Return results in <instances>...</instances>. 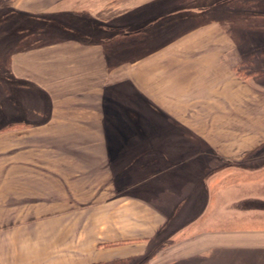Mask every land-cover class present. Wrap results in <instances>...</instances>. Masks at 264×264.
<instances>
[{
    "label": "crops",
    "instance_id": "0c3cea01",
    "mask_svg": "<svg viewBox=\"0 0 264 264\" xmlns=\"http://www.w3.org/2000/svg\"><path fill=\"white\" fill-rule=\"evenodd\" d=\"M151 1L160 9L137 22L111 26L96 19H83L86 4H98L103 0H55L62 12L60 17L68 14V21L83 20L80 27L63 22L57 16L47 18L32 12L34 5H27L23 0L17 4L8 3L11 11L36 20L42 28L40 33L51 34L52 30H59L57 32L69 36L67 46L61 40L59 49L51 51H85L90 57L82 59L78 65L68 59L60 64L55 62L56 71L60 67L66 69L51 70L57 76L44 78L56 82L50 84L51 92H57L54 94H49L44 86H38L37 77L31 80L27 76L11 75L18 83H7L19 93L29 91L28 97L39 96L44 104L39 111L34 108L39 116L35 120L31 117L30 103H26L32 102L31 98L23 101L11 96L2 100L3 104L11 106L7 105L8 111L3 107L4 115L18 112L19 120L22 119L24 124L16 126L15 123H22L17 121L12 123V128L6 125L2 129L7 131L0 135L19 131L18 135L28 136V139L26 144L17 145L3 157L19 155L11 169L21 170L18 174L1 173L5 179L0 185L6 181L13 184L5 194V201H0V264H27L26 253L30 254L33 249L35 264H102L100 254L104 249L129 243L139 246L138 251L115 264L144 255L151 258L147 264H219L215 258L218 253L244 250L233 247L227 240L233 231L224 230L219 236L210 225L230 223V220L220 222L209 214L218 200L216 196L215 200L212 197L217 192V186L211 185L215 174H205L196 181L201 202L198 210L188 218L184 217L193 211L194 204L190 203L187 194H179L186 184L180 187L181 184L176 183L153 182L167 176L165 173L170 164L181 163L185 156L169 150L172 135L159 134L156 150L140 158L143 161L152 155L150 164L156 163L155 160H168L167 165L162 164L161 170L159 166L156 171L152 170L154 167L150 168L139 179H131L135 175L127 173L131 169L118 173L116 167L109 166L107 158L98 155V150L70 151L57 144L61 136L91 139L101 131H113V121L120 117L129 125L136 122L137 131L142 132L140 139L146 142L155 134H151L152 123L143 110L153 118L160 117L164 131L177 128L183 141L200 142L201 154L208 158L212 156L217 162L227 157V150L223 154L215 151L217 146L227 148L257 142V136H250L247 129L264 126V83L251 84L238 71L243 45L233 42L231 30L224 28L222 21L205 20L211 15V9H198L200 0H184L181 4L174 0ZM137 2L145 5L143 0H111L104 7ZM21 5L22 10L18 11ZM106 31L115 37L101 39V33ZM161 37L162 43L136 53L138 44H154ZM108 44L129 45L131 54L123 61L111 64L107 53L95 55L100 49L106 51ZM17 54H11L13 69L14 64H18ZM46 69L39 75H46ZM62 83L66 84L64 90ZM56 88L62 90L58 93ZM108 106H114L118 111L113 118L105 109ZM251 113L253 117H248ZM218 115L220 117L216 118ZM243 126L247 129L243 130ZM63 166H71L73 170L75 166L76 173H63ZM86 170L91 172L80 174ZM19 183L24 186L20 187ZM161 189L172 192L161 197L158 195ZM144 192L152 194L154 199L141 198L139 193ZM92 197L97 200L91 201ZM204 208L209 211L205 213L204 210L203 215L201 209ZM200 223L209 225L202 232L195 227L200 233L189 237L180 233ZM202 237H207L204 245H197ZM212 238L215 241H211ZM217 239L225 241L218 246ZM211 250H216V254L203 257L202 254H211ZM166 254H170L169 257Z\"/></svg>",
    "mask_w": 264,
    "mask_h": 264
},
{
    "label": "rangeland",
    "instance_id": "374dc122",
    "mask_svg": "<svg viewBox=\"0 0 264 264\" xmlns=\"http://www.w3.org/2000/svg\"><path fill=\"white\" fill-rule=\"evenodd\" d=\"M108 1L111 0H103V2L98 4L97 2L86 4L83 9L87 12L86 16L83 15V19H96L103 23H107L106 25L111 26L126 25L137 22L142 17L150 14L153 11H156L157 9H160V7L156 8L155 4L152 3L153 1L151 0H143L145 2V5L143 6H141L142 2H137L136 4L119 3L114 6H110L109 8L104 7L108 3ZM174 1L176 3L180 2L181 4L184 0ZM9 2L10 4H17L20 3L21 0H0V14L6 12L5 10H9L11 12V8H8ZM23 2H25V4L27 5H34L31 7L32 10H30L32 12H35L47 18L57 16L61 21H66L67 23L72 24V26L74 27H80V25H82L81 22H84L83 20L68 21V14H64L62 15L63 17H60L62 12L60 11L59 6L57 7V3H55V0H23ZM200 3L202 5H213L208 2ZM102 4H104L103 7ZM216 7V9H214V6L213 8H211V15L205 20L222 21L224 23V28L229 27V30H231L233 35L231 36L233 37V42L239 46L243 45L244 48L240 58V68L238 71L244 77H247L251 81V84H254V82L255 84L262 82L264 83V47H262V44L264 43V0H227L223 3L217 4ZM68 8L70 9V7ZM19 10H22V5L18 9V11ZM18 15L20 16V19H16L15 21H11L9 19L10 25L12 27L9 36H5V34L0 32L1 75H16L18 78H24L25 76H27V78L31 80L32 78L37 77L39 80L37 82L38 86H44L49 94L57 93L51 92L52 88H50V84L55 85L56 82L44 80L45 77L49 78L51 75L53 77L57 76L56 73H51V70H53L52 72H57L66 69L60 67V70L56 71L55 67H57V64L55 62H58L60 64V62L68 59L69 62L73 61L78 65V63L81 62L82 59L86 57L89 58L90 54L89 52L85 51H51L50 49H57L59 47L58 45L60 44L61 40H63L62 43L65 44L64 46H67L66 43H68L67 40L69 39V36L64 32H57L59 30H52L51 34H46L45 32L40 33V30L42 28L36 20H31L23 14ZM261 18H263V20H261ZM13 19L14 18H12V20ZM1 27L2 31L6 32V30H8L7 26L6 30L4 29L5 27ZM49 30L47 29V31ZM162 39L163 38L161 37L160 39H158L159 41H154V44L152 42H149V44L146 43L143 46H140L138 44V51L135 52L143 53L146 48L151 49L155 46V44L162 43ZM19 46L20 50H18ZM37 46L41 47V50H37ZM108 47L109 48L106 49V51H104V49L98 50L95 55L99 57L101 55L104 56L107 53L108 57L110 58L109 60L111 64H115L120 60L123 61L131 54V47L129 45L108 44ZM102 48H104V46H102ZM14 52L18 53L16 55V63L18 62V64H14L13 69V64H11L10 58L11 54ZM115 54L118 55L113 57ZM56 58L57 61H55ZM47 59H52V61L50 60L51 62H45L44 60ZM22 64H26L27 66H24ZM45 68H47L46 75H39V73ZM76 69L77 68H75L74 70ZM255 73H259L260 75L254 76ZM66 79L67 78L63 80ZM62 84V89L64 90L66 88V84ZM234 87L236 86L234 85ZM62 89L56 88V91H60ZM17 91L18 90L14 87H11V85L8 86L7 83L0 82V117L1 115H4L3 107L6 109V111H8L9 106L8 103L3 104L2 100L7 97L9 98L13 96L18 97L23 101H27L28 98H31L30 101L32 102H26L27 104L30 103L29 106L32 113L31 117L35 120L39 119V116L36 113L35 109L39 111L41 106L44 104L43 99H40L39 96L37 97L36 95L32 94V97H28L30 96L29 91H24V93H19ZM61 94H63V91L61 92ZM115 97L117 98L118 96L115 95ZM119 100L121 99L119 98ZM121 101H123V103H126L124 100ZM251 115L252 113L248 117H253V115ZM219 117V115L216 116V118ZM262 123H264V120ZM150 127L152 130L153 126ZM262 128H264V126L261 128L248 127V129L246 128V126H243V130L247 129L250 136H257V142L251 141L249 143H244L243 146H232L227 148L217 146L215 148V151H217L218 154H223V151L227 150V152H225L227 154V157L225 158H227L231 162H228V160H225V158L217 162L216 159L213 160L212 156H210L209 158L203 156L204 154H201L200 152V142L183 141L182 134L177 133V128H168V130L166 131L161 130L158 131V134L155 135L153 132V128L151 134H153L154 136L148 141L142 142L141 145L131 148V150L128 151L129 156L123 158L121 163L118 165V167L115 168V170L119 173L131 169L127 172L128 174H135L131 176V179H139L140 176H142L141 174H145L147 170H150V168L153 167V171H156L159 166L161 170V165H167L168 160H165L163 162L155 160L156 163L150 164L151 161L149 160V158L151 159L152 155H148V157L143 161H140V158L142 156H145L146 154H151L153 150H156V138H159L160 135H164L165 133L172 135V138L170 139L171 144L168 143L169 150L174 151V153L181 152L182 154H185V156L182 157L181 163L170 164V169L168 171L166 170L167 172L165 173L168 174V179L165 175L164 177H160L153 182L155 184H160L162 182H168V184L176 183L181 184L180 187L186 184L185 186H183L184 188L180 190L179 194L180 196H182L183 194H187V196L191 198L190 203L194 204L191 209V211H193L189 215L184 217L188 218L191 217L199 208V198L201 194L199 188L196 186V181H200L203 176H205V174H215L216 176L211 175L213 177L211 185L215 184L214 187L217 186V192L214 193L212 197L215 200L216 196L218 200L214 203V207L210 209L211 212L209 214L214 216V218H217L220 222L230 220V223H212L210 225L212 229H214L213 231L218 232L219 236V233L224 230L233 231V235L227 240L233 245V247H240L244 249H241L237 252H234L233 249H230L229 252L226 251L222 252L221 254L218 253L217 257H215L217 258V263L264 264V129ZM18 132L19 131H15L0 135V154L4 153L3 155H0V181H3L5 179L2 178V174H18V172L21 170H14L13 168L11 169V167H13L11 165L13 164L12 162L16 161V158L19 155L11 158H3L5 157L6 152L13 149L17 145L26 144L28 136L18 135ZM256 145L260 146L255 147ZM27 160L31 161V159ZM147 164H149L148 167L144 169ZM5 166L8 167L5 169ZM61 170L63 171V173L65 172V174L76 173L75 166L74 170L71 168V166H67L66 168L65 166H63ZM12 184L13 183L11 181H6L4 185H0V201H5V194L8 192V189L12 187ZM19 185L20 187H22L24 186V183H19ZM180 187L178 186V190L180 189ZM170 192L172 191L161 189L158 195L164 197L165 193L170 194ZM139 196L143 199H154V197H152V194L148 192L139 193ZM8 198L9 197H7V200ZM94 198H96L97 200V197ZM94 198L92 197L91 201L94 200ZM29 207L26 206V208ZM204 210L205 213L209 211V209L207 208L201 209L203 215ZM207 225L209 224H196L193 227L187 228L180 233L184 234V236L186 235V237H189L192 236L193 233H200L199 231H197V229H201L202 232V230ZM205 238L207 237H202L196 244L200 246L204 245ZM168 241L169 240H167L166 242L168 243ZM211 241H215L214 238H212ZM223 241L225 240L217 239L216 243L219 246V244ZM138 247L139 246L133 245V243H129L125 246L109 247L104 249L103 253L100 254V259L105 262V264H115V262L117 261L128 259V257L134 255L136 251H138ZM34 251L35 250L33 249L30 254L26 253L28 256L27 264H33L32 261H35L36 255H34ZM215 251L216 250H211L213 254L209 253L208 255H202L203 257H207L210 255L212 256L216 254L214 253ZM169 255L170 254H166V257H169ZM149 259L151 258H149L148 255L140 257L138 256L137 258L135 257L127 261H123L120 264H147ZM103 262L101 263L104 264Z\"/></svg>",
    "mask_w": 264,
    "mask_h": 264
},
{
    "label": "flooded vegetation",
    "instance_id": "af4514ba",
    "mask_svg": "<svg viewBox=\"0 0 264 264\" xmlns=\"http://www.w3.org/2000/svg\"><path fill=\"white\" fill-rule=\"evenodd\" d=\"M227 0H203L200 2H208L210 4L213 5H207L204 4L202 5L200 2V6H198V9L200 10H209L211 8H213V6H215L216 4H220L223 3ZM190 11V10H189ZM261 20H263V18H261ZM6 19L4 18L3 14H0V24H2L1 26L5 27L4 29L6 30V26L8 28V30H6V32L4 33L5 36H9V33L12 29L10 23L5 22ZM115 37V35H112L111 32H103L101 33L100 38L101 39H111ZM0 82L3 83H18L17 81H15L13 79L12 76L8 75V74H3L1 75V71H0ZM2 104V103H1ZM138 104V101H137ZM107 112H109L110 114H112V118L115 112H118L117 109H115L114 106H108L105 108ZM100 110L103 111V108L100 107ZM3 113V112H2ZM143 114H145V116L147 117V119H149L152 123V126L154 128L153 132L154 134H157L158 131H161L165 128L164 123L160 120V117L158 118H153L151 117L150 114H148L147 112H145L143 110ZM20 113L18 114V112L14 113V114H8L5 113V115H1L0 117V129L4 128L6 125L10 126L9 128H12L14 125H12V123L14 122H22V123H15L17 124L16 126H22L24 123L20 119L21 115ZM117 116V115H115ZM115 118V117H114ZM122 120V121H121ZM121 121V122H120ZM124 123V124H123ZM126 123V124H125ZM113 128L114 130L111 131H101L99 132V135H97V137L95 138H91V139H87L81 136H61L59 137L57 144L59 145V147H61L62 149H70V151H75V149L78 150H87V149H95L98 150V155L101 158H107L109 160V166L112 165L113 167H117L123 158L128 157V151L131 150V148H134L136 146H139L142 144V139H140V135L142 134V132L137 131V126L138 124L135 122H132L130 125L125 122L123 119L118 118L113 121ZM7 131V129H4L3 131H1L0 133ZM101 134V135H100ZM73 149V150H71ZM89 172H91V170H86L84 172H80V174H88Z\"/></svg>",
    "mask_w": 264,
    "mask_h": 264
},
{
    "label": "trees",
    "instance_id": "16d2710c",
    "mask_svg": "<svg viewBox=\"0 0 264 264\" xmlns=\"http://www.w3.org/2000/svg\"><path fill=\"white\" fill-rule=\"evenodd\" d=\"M6 12H3L2 14L4 15V18L6 19V21L5 22H7V20H8V22H9V19L11 20V21H15L16 19H20L19 17V15L16 13V12H14V11H9V10H5ZM12 18H14L13 20H12ZM10 23V22H9ZM1 25L2 24H0V32H2L3 34L5 33V31H2V27H1ZM125 37H128V36H125ZM130 37V36H129ZM242 75V74H241ZM257 74L255 73L254 74V76H256ZM1 131H3V129H0V132Z\"/></svg>",
    "mask_w": 264,
    "mask_h": 264
},
{
    "label": "water",
    "instance_id": "95a60500",
    "mask_svg": "<svg viewBox=\"0 0 264 264\" xmlns=\"http://www.w3.org/2000/svg\"><path fill=\"white\" fill-rule=\"evenodd\" d=\"M146 102V104L150 107V108H152L153 110H156L157 111V109L155 108V107H153V106H151L147 101H145ZM160 113V112H159ZM191 264H196L195 262H191Z\"/></svg>",
    "mask_w": 264,
    "mask_h": 264
},
{
    "label": "bare ground",
    "instance_id": "6f19581e",
    "mask_svg": "<svg viewBox=\"0 0 264 264\" xmlns=\"http://www.w3.org/2000/svg\"><path fill=\"white\" fill-rule=\"evenodd\" d=\"M116 105H117V104H116ZM121 121H122V120H121ZM121 121H120V122H121ZM123 124H124V123H123ZM125 124H126V123H125ZM111 132H112V131H111ZM181 236H182V235H181ZM217 248H218V247H217ZM223 249H224V248H223ZM218 252H220V251H218ZM262 252H263V251H262ZM217 255H218V254H217ZM215 257H216V255H215ZM165 264H166V263H165Z\"/></svg>",
    "mask_w": 264,
    "mask_h": 264
}]
</instances>
